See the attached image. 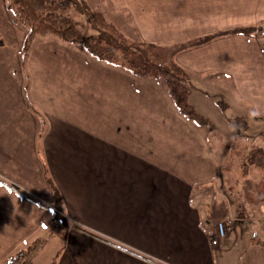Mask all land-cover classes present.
Instances as JSON below:
<instances>
[{
    "label": "crops",
    "instance_id": "1",
    "mask_svg": "<svg viewBox=\"0 0 264 264\" xmlns=\"http://www.w3.org/2000/svg\"><path fill=\"white\" fill-rule=\"evenodd\" d=\"M107 1L130 39L223 32L174 57L205 122L178 109L163 79L80 45L42 36L24 50L26 28L0 0V264L40 238L47 264H234L225 239L212 243L215 222L232 219L231 202L215 200L212 137H254L250 122L264 120V0ZM56 199L65 227L52 235ZM255 213L235 217V264H264Z\"/></svg>",
    "mask_w": 264,
    "mask_h": 264
},
{
    "label": "trees",
    "instance_id": "2",
    "mask_svg": "<svg viewBox=\"0 0 264 264\" xmlns=\"http://www.w3.org/2000/svg\"><path fill=\"white\" fill-rule=\"evenodd\" d=\"M83 1L6 0V6L14 16L15 21L26 28L24 50L27 49L33 39L42 36H52L80 45L99 58L120 61L126 64L134 73L163 79L168 93L178 109L193 120L201 123L205 122L204 118L195 111L188 100L190 88L188 85V71L179 65L174 57L181 49L204 43L223 32L198 35L169 43L133 40L118 31L104 17L102 12L98 10L90 12L88 10L91 13L90 19L94 18L96 20L97 29L102 30L106 34H96L92 31L87 33L82 29L79 22L74 20L67 12L73 6L79 7L82 5ZM230 30L245 32L248 31V28L236 27ZM248 156L249 161L256 167H264V150L262 148H251ZM64 227V225L55 224L52 227V235L60 234ZM77 227L91 235L102 238L85 228ZM105 240L122 247L107 239ZM45 242V238L35 240L3 264H31Z\"/></svg>",
    "mask_w": 264,
    "mask_h": 264
},
{
    "label": "rangeland",
    "instance_id": "3",
    "mask_svg": "<svg viewBox=\"0 0 264 264\" xmlns=\"http://www.w3.org/2000/svg\"><path fill=\"white\" fill-rule=\"evenodd\" d=\"M88 10L90 12H95L97 10L102 12L104 17L108 21H110L118 31L124 33L127 36L130 33L121 18L124 13L114 10L107 0H84L82 5H80L79 7L73 6V8H69L67 12L74 20L79 22L80 26L85 32L91 33L92 31L96 34L102 33L105 35V32L97 29L98 27L96 25V20L94 18L90 19L91 13L88 12ZM11 17L13 22H16L12 13ZM18 24L22 25L20 23ZM226 107L227 105L224 104L223 109H225ZM249 110H246L245 112H248ZM242 113L243 111L241 112V114ZM238 127H240L241 129L242 126L239 125ZM216 130L218 131L220 129ZM220 131L216 133L215 138L212 137V140H215L217 145V179L219 182H222V187L218 188L219 192L215 200L220 204H224V200H229L231 202V210L223 214H227L228 217H231L232 219L229 221L228 218L226 220L222 219L216 221L215 235L216 231L218 230V223L221 222L224 230V235L223 237L218 238V243L223 242L225 239L226 244L224 247L227 251L226 254L230 255L229 258L233 259V262L235 264L239 262L238 255H236V253L234 252L235 245L232 247L233 249H227V246L229 243L233 244L236 241L235 236L238 235V231L239 234H242L245 231L243 227L244 224L239 220H235V217L238 215H245V212L247 213L248 210L250 211V214H252L253 211L255 213V211L257 210L255 216L264 220V167H256L249 161L250 159L248 156L250 149L253 147H260L264 150V120H259L254 124L250 122L249 132L253 135L255 134L254 137L235 134L233 137L228 138L222 134H219ZM237 131L238 129L236 130V132ZM255 201H257V203H255ZM253 204L257 205L255 206L257 207L256 210L251 207V205ZM236 205L239 206L236 207ZM53 209L58 219L57 224L61 226L64 225L63 220L65 219V217L62 214V210L61 207H59L57 199L53 203ZM239 210H242V212L239 213ZM226 222L231 223L227 224ZM230 226L234 228L230 229ZM231 230L232 234H230V238L226 239L227 234H229ZM241 242L243 245L244 242L241 240V238H239V240L236 241V245H238V247H241ZM230 253H233V255H231ZM46 255V252H40L38 254L39 257L37 256L38 258H35V262L33 264H47V261H45Z\"/></svg>",
    "mask_w": 264,
    "mask_h": 264
},
{
    "label": "built area",
    "instance_id": "4",
    "mask_svg": "<svg viewBox=\"0 0 264 264\" xmlns=\"http://www.w3.org/2000/svg\"><path fill=\"white\" fill-rule=\"evenodd\" d=\"M223 235H224L223 226H222V223L219 222L218 223V230L216 231V235L212 239V243H217L218 242V238L223 237Z\"/></svg>",
    "mask_w": 264,
    "mask_h": 264
}]
</instances>
